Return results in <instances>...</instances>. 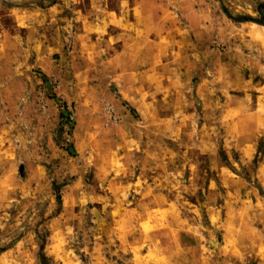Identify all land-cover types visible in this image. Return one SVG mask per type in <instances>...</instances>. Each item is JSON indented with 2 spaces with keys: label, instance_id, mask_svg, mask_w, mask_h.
<instances>
[{
  "label": "clouds",
  "instance_id": "clouds-1",
  "mask_svg": "<svg viewBox=\"0 0 264 264\" xmlns=\"http://www.w3.org/2000/svg\"><path fill=\"white\" fill-rule=\"evenodd\" d=\"M0 264H264V0H0Z\"/></svg>",
  "mask_w": 264,
  "mask_h": 264
}]
</instances>
